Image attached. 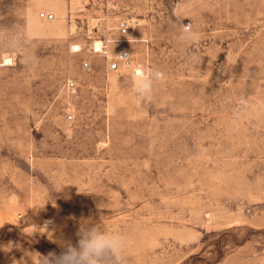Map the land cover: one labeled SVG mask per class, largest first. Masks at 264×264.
<instances>
[{"label": "rangeland", "instance_id": "374dc122", "mask_svg": "<svg viewBox=\"0 0 264 264\" xmlns=\"http://www.w3.org/2000/svg\"><path fill=\"white\" fill-rule=\"evenodd\" d=\"M89 231L125 264H264V0H0V264Z\"/></svg>", "mask_w": 264, "mask_h": 264}, {"label": "clouds", "instance_id": "9594fccd", "mask_svg": "<svg viewBox=\"0 0 264 264\" xmlns=\"http://www.w3.org/2000/svg\"><path fill=\"white\" fill-rule=\"evenodd\" d=\"M176 24V23H174ZM180 25V39L195 40L196 36L191 31V24ZM122 59H127L129 56H119ZM162 79V73L158 70L150 69L146 74L136 77L134 80V91L141 97L146 98L153 91V82ZM128 238L122 235H110L102 232L89 231L83 236L77 247H69L59 256L55 253H49L44 258L46 264H106L105 258L109 255L114 257L115 264H125V256L122 249Z\"/></svg>", "mask_w": 264, "mask_h": 264}, {"label": "built area", "instance_id": "2783aa9c", "mask_svg": "<svg viewBox=\"0 0 264 264\" xmlns=\"http://www.w3.org/2000/svg\"><path fill=\"white\" fill-rule=\"evenodd\" d=\"M39 19L44 21V22H53V21H55L56 16H55V14L50 13V12H41V13H39ZM121 30L124 34L128 33L130 30V24L128 22H123L121 24ZM123 55H127L129 57L127 59H122L119 57V56H123ZM86 66H87V64H86ZM131 67H132L131 56L126 51L121 52L116 58L112 59L108 65V68L111 72H120L122 70H129ZM67 87L69 90H74L75 83L69 82Z\"/></svg>", "mask_w": 264, "mask_h": 264}, {"label": "bare ground", "instance_id": "6f19581e", "mask_svg": "<svg viewBox=\"0 0 264 264\" xmlns=\"http://www.w3.org/2000/svg\"><path fill=\"white\" fill-rule=\"evenodd\" d=\"M96 49H97V51H101L102 46L100 44H96Z\"/></svg>", "mask_w": 264, "mask_h": 264}]
</instances>
